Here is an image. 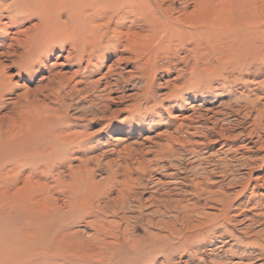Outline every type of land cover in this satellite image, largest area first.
<instances>
[{
    "label": "rangeland",
    "instance_id": "obj_1",
    "mask_svg": "<svg viewBox=\"0 0 264 264\" xmlns=\"http://www.w3.org/2000/svg\"><path fill=\"white\" fill-rule=\"evenodd\" d=\"M69 1L0 16V264H264V0Z\"/></svg>",
    "mask_w": 264,
    "mask_h": 264
},
{
    "label": "bare ground",
    "instance_id": "obj_2",
    "mask_svg": "<svg viewBox=\"0 0 264 264\" xmlns=\"http://www.w3.org/2000/svg\"><path fill=\"white\" fill-rule=\"evenodd\" d=\"M9 0H0V16L2 14V11L5 10L12 14L11 12H16V10H20L21 11V14L18 18H15L12 19L13 20V24L16 26V27H19L21 24H23L25 21L29 20L31 17H32V13L36 10L37 12H39L41 14V22L36 24L35 26H41L42 23H43V19H45L46 17H49L50 15V10H54L55 12H52L51 16L55 17L56 20H58V10H62V9H66V10H72L74 9L75 10V13L77 14V12L79 11H83L84 8L78 4V3H74V5L69 1V0H10V2L8 3ZM94 1V4H101V3H104V2H109V1H112V0H92ZM161 1V4L158 9L161 10L162 12H165L166 14H173L174 12V8L173 6L171 5V1L172 0H160ZM197 1V0H196ZM200 1V0H199ZM251 1V0H250ZM253 1V0H252ZM255 1V0H254ZM253 1V2H254ZM257 1V0H256ZM194 4H195V0L192 1ZM242 2V1H240ZM248 2V1H247ZM198 3V1L196 2ZM206 3V2H204ZM203 3V4H204ZM246 3V2H245ZM85 4V3H84ZM91 4V3H90ZM164 4V6H163ZM219 3H217L218 5ZM241 4V3H240ZM239 4V5H240ZM257 4V3H256ZM205 5V4H204ZM224 6H227V5H224ZM230 6V5H229ZM242 6V4H241ZM194 7V5H193ZM145 13H149L150 16H154V10L149 6V5H145V6H142L140 7ZM241 8V7H239ZM250 8V7H249ZM194 9V8H193ZM192 9V10H193ZM199 7H198V4H196L195 6V9L194 10H198ZM203 9L204 6H203ZM227 9H228V6H227ZM234 9V8H233ZM221 10V9H220ZM243 10V9H242ZM249 10V9H248ZM179 12V11H178ZM187 12V11H186ZM216 12V11H215ZM227 12V11H226ZM8 13V14H9ZM175 13V12H174ZM180 13V12H179ZM185 13V12H183ZM191 14V13H190ZM58 15V16H56ZM182 15L184 14H179L177 17H175L176 19H180L182 20L183 17ZM188 15V14H187ZM44 17V18H43ZM113 18V17H112ZM187 18V17H186ZM10 19V18H9ZM116 19V18H115ZM121 19V18H120ZM195 21V20H194ZM188 22V20H187ZM110 23V22H109ZM58 25L61 26L58 22ZM194 25V24H192ZM198 25V24H197ZM161 26V24L159 25ZM29 28V27H28ZM27 28V29H28ZM26 30V28H25ZM17 32H26V31H17ZM66 32V31H65ZM16 33V32H15ZM69 33V31H68ZM122 34V33H121ZM19 35V34H18ZM121 37V36H120ZM123 37V36H122ZM18 38V37H17ZM72 39V38H71ZM74 41V40H73ZM89 41V40H88Z\"/></svg>",
    "mask_w": 264,
    "mask_h": 264
}]
</instances>
